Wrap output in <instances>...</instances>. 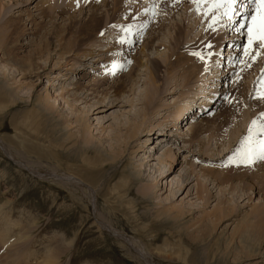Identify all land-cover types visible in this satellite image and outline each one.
I'll return each mask as SVG.
<instances>
[{"label": "rangeland", "instance_id": "obj_1", "mask_svg": "<svg viewBox=\"0 0 264 264\" xmlns=\"http://www.w3.org/2000/svg\"><path fill=\"white\" fill-rule=\"evenodd\" d=\"M13 1L0 0V27L8 21L11 31L7 52L0 51V264H264V244L256 245L248 232L250 214L263 210V192L233 178L243 166L236 158L246 140L242 133L251 128L254 141L264 140L257 131L264 116L259 119L262 112L253 104L264 93V48L259 40L248 43L249 25L264 5L248 14L252 20L237 7L236 27H245L231 34L235 22L229 25L225 7L215 20L209 2L197 10L193 0H97L83 13L45 19L41 5L48 0ZM92 12L109 21L99 38L61 59L53 38L61 31L66 36ZM177 28L188 44L200 39L199 47L213 45L204 55L195 50L203 69L188 84L182 71L152 68L153 59L169 62ZM72 35V43L84 40ZM131 35V43L118 41ZM49 43L54 51L46 53ZM123 47L131 51L124 55ZM61 89L70 94L55 101ZM154 89L157 94L147 92ZM244 104L243 112L251 104L254 110L244 113L241 140L228 122L233 107ZM177 110L185 115L178 123ZM252 115H258L256 126ZM181 126L202 132L179 137ZM166 151L176 157L170 166L163 163ZM155 153L161 161L149 163ZM218 209L236 212L213 224L210 216ZM260 230L264 238V225Z\"/></svg>", "mask_w": 264, "mask_h": 264}, {"label": "bare ground", "instance_id": "obj_2", "mask_svg": "<svg viewBox=\"0 0 264 264\" xmlns=\"http://www.w3.org/2000/svg\"><path fill=\"white\" fill-rule=\"evenodd\" d=\"M30 0H14L13 1V4H16V5H21V4H27ZM97 0H67V2H63V0H48L47 2L45 1L41 7H43L41 9V12H42V16H44L45 19L47 18H51L53 19L54 15L58 14L57 16H59L60 18H64L66 15H75V13H83L84 9H86V7H89L90 8V4H93L95 3ZM105 1V0H104ZM150 1V0H149ZM243 1H247V0H243ZM117 2V0H116ZM120 2V1H118ZM98 2H96L97 4ZM105 3V2H104ZM247 3V2H246ZM94 4V5H96ZM107 6V5H106ZM122 6V5H121ZM247 6H249L247 4ZM260 5L259 4H256L255 7H253V11L257 10V7H259ZM250 7L251 5L249 6V9L246 10V12L248 13V10L250 11ZM108 11V10H107ZM257 13V11H256ZM206 14V13H205ZM114 16V15H113ZM214 17L215 20L219 19V16H220V13H219V10L217 8H213L212 11L209 13V17ZM116 18V17H115ZM113 19L114 18H110V22L113 23ZM0 20H1V4H0ZM87 21H85L82 25H79L77 28L75 26L73 27H68L67 28V35L65 36V32H60L57 36H55L53 39H57V47H59L58 51H56V54L61 58L63 59L65 56H67V58L69 57H73L74 54H77V52L79 51H82L83 50V47L86 46V44H88L89 42H93L95 41L96 39L99 38V35H100V32H101V29L103 28V26L105 24H108V19L105 20L104 17L102 16H99L98 14H95V12H92V15L90 16L89 14V17L86 19ZM7 22L8 21H4L0 27V51L2 52H7L8 50V47H9V36L11 34V31L10 29L8 30V25H7ZM110 23V24H112ZM136 23V22H135ZM232 22H230L229 25H231ZM232 25H234V22L232 23ZM35 24L32 23V27H34ZM177 35L175 33V38H174V41L172 48L174 50V46L176 47V50H174L172 52L171 55H169V62L168 63H162L160 61L159 58H156V59H153L151 62H152V68H153V71L154 72H157L158 70H160L162 68L163 65H167V70H170V69H177V72L178 71H182L184 72V78H183V81L188 84L189 81L193 78H197V75L200 74L201 70L203 69V65H201V58H199L200 56L197 55V52L195 51L197 48L200 49L199 52L203 51V49L205 48V46H207L208 43L205 44V46H201L199 47V42H200V39L197 40L196 42H194V44H188L185 42V39H184V31L183 29L181 28H177ZM226 29V28H225ZM224 30V29H223ZM127 31V30H126ZM226 32H230V29L228 31L225 30V32H223L219 37L220 39H222L224 37V35H226L227 33ZM23 33H25L23 31ZM46 33V32H45ZM151 33V32H150ZM226 33V34H225ZM72 34H74V37L73 38H76V36H80L82 35L83 36V39L81 42H79L78 44L76 43L77 40H75L73 43L71 41L72 39ZM86 35V36H85ZM125 35V34H124ZM128 35V34H127ZM69 36V37H68ZM132 36V35H131ZM151 36V35H150ZM128 37V36H127ZM152 37V36H151ZM219 37H218V40H219ZM134 36L132 37H129V38H124L122 40H118L119 42L121 43H124L126 41V43H131L133 40H134ZM187 38V37H186ZM235 39V40H238L239 38H232V40ZM158 40V39H157ZM228 41V40H227ZM230 41V40H229ZM206 42V41H205ZM120 43V44H121ZM212 43V42H210ZM220 43H223L222 40H220ZM201 44V42H200ZM203 44V43H202ZM53 45V46H52ZM124 45V44H123ZM147 47H150L151 46V43L150 41H148L146 44H145ZM209 45V44H208ZM211 45V44H210ZM56 46V45H55ZM90 46V45H89ZM126 46V45H125ZM145 46V47H146ZM162 46V44L158 45V47L160 48ZM213 46V45H211ZM52 47H54V43H49L46 47V53L48 51H50V49H52ZM209 47V46H207ZM218 47V46H217ZM216 45H215V48H217ZM49 48V49H48ZM122 49H125L126 52H123L122 50L119 49V53H125L124 55H127V52L128 50H130L129 47H126V48H122ZM212 50V48H209ZM190 50H192L194 53H196V55L198 57H192L190 55H185L184 56V52H186V54H188L187 52H189ZM206 50H208L206 48ZM205 50V51H206ZM54 51L53 49L51 50V52ZM77 51V52H76ZM131 51V50H130ZM76 52V53H75ZM118 52H116V54L118 55ZM204 52V51H203ZM202 52V53H203ZM217 52H218V48H217ZM122 53V54H123ZM205 53V52H204ZM203 53V55H204ZM209 53V52H208ZM115 54V53H114ZM129 54V53H128ZM182 55V56H181ZM207 55V54H205ZM238 55V54H237ZM181 56V57H180ZM236 56V55H235ZM233 56V57H235ZM96 57V56H95ZM94 57V58H95ZM120 57V56H119ZM127 57V56H125ZM93 58V59H94ZM161 58V57H160ZM168 59V57H167ZM111 60V59H110ZM128 60V59H127ZM130 60V59H129ZM151 60V59H150ZM185 61V63H188V67H184V66H180L179 65L181 64L182 61ZM97 62L100 61V60H96ZM113 61V60H112ZM115 61V59H114ZM96 63V62H95ZM110 63V62H109ZM113 64V63H112ZM203 64V63H202ZM115 65V64H113ZM136 63L132 65V69L130 70L129 72V75L132 73V71H135L136 70ZM253 65V63H252ZM138 66V65H137ZM31 68L35 67V65L33 63H31L30 65ZM254 67V66H253ZM253 67L250 68V71L253 70ZM244 68V67H243ZM93 70V69H92ZM115 70V69H114ZM113 70V72H114ZM10 71V69H9ZM30 71V70H29ZM244 72V71H243ZM247 72V71H246ZM8 73L6 70L5 71H2V75L3 77L5 78H8ZM93 73V72H91ZM88 74V73H87ZM112 74V73H111ZM188 75V76H187ZM85 76V75H84ZM84 76H80L81 79H84ZM87 77V76H86ZM127 77V76H126ZM227 76H225L226 78ZM107 82V81H106ZM77 83V82H75ZM100 83V82H99ZM118 83V82H117ZM116 83V84H117ZM98 84V82H97ZM103 84V83H102ZM106 84V83H104ZM122 84V83H121ZM77 85V84H76ZM95 85V84H94ZM75 86V85H74ZM97 87H99V84L96 85ZM100 86H103L100 84ZM152 86V84L150 85ZM113 87V86H112ZM184 88V87H183ZM61 93L60 95H58L56 98H55V101H58L60 100V102L63 100L65 94L69 95L70 93H68V91H71V89H68L66 91H63V89H61ZM65 94H64V93ZM147 92H154L157 94V89H154L153 91H150L148 90ZM1 94V93H0ZM145 95V94H144ZM4 96V94H3ZM154 97L155 95H153L152 99L150 101H148V104L150 106H152V104L154 103ZM3 99V98H2ZM5 99V97H4ZM7 100V99H6ZM4 100V101H6ZM47 101V100H46ZM44 101V102H46ZM46 106L48 107V110L52 113L53 112V107L52 105H50L51 103L49 101H47ZM8 103V102H7ZM10 104H14V102H9ZM258 103V110H260L261 112V115L259 116V119L261 117L264 116V99H261L260 96H258V101L256 102H253V104H256ZM253 104H251L249 106V110L248 112H243L245 111V104L244 106H241L240 109L236 108V107H233V111H231V115H232V119L228 122L229 123V126L231 125H234V131H233V138H240L241 136V133H242V129L245 125V127L247 126L248 124V121L246 119H244V117L246 115H250L252 114L253 110H254V107L252 106ZM12 108L13 105H11ZM262 107V108H261ZM237 112V113H236ZM244 113L246 115H244ZM259 113V114H260ZM243 114V115H242ZM258 114V115H259ZM28 115H31V121L33 122V124L31 123V127L33 128V130L36 132V133H40V129L37 125V120L36 119H32L33 118V115L32 114H28ZM258 115H252L251 116V119L254 121H256V118L258 117ZM175 117V121L178 123L179 121H183L182 118L185 117L184 115V112L177 110L175 112V114L173 115V118ZM51 118V116H50ZM43 119V115L39 117V121H41ZM225 121V120H223ZM259 122V120H258ZM24 123V122H23ZM188 123V122H187ZM15 124V123H14ZM242 124V125H241ZM27 125H28V122H27ZM16 126V124H15ZM19 126V125H17ZM23 126V125H22ZM40 126V125H39ZM138 128H139V125L136 126V128L134 129V131L131 133V138H135L136 137V134H137V131H138ZM193 129V130H192ZM202 128L200 126L196 127V128H192V127H188L187 129H185V127H180V133H177L179 135V137H188L190 133H193L192 135H194L195 137L199 135V133H201L202 131ZM47 131V130H46ZM47 132H51V131H47ZM152 132V131H151ZM165 132V131H164ZM221 134V133H220ZM162 136L164 135L163 133L161 134ZM242 135H244L247 139L250 135V133L247 131V133L243 132ZM243 136V137H244ZM194 139V138H193ZM241 139V138H240ZM83 140L85 141V143H89V141L91 140L90 137L87 135L85 136V138H83ZM242 140V139H241ZM91 143V142H90ZM75 144V143H74ZM239 145V144H238ZM161 146V145H160ZM159 146V147H160ZM245 147V143L240 146L238 149L240 151H243ZM29 151H32V150H29ZM171 151V150H170ZM156 157V153L155 154H152L150 156V160H149V163H152L153 161H161L160 159L158 158H155ZM163 163L166 164L167 166L169 165H172L176 162V157H172L169 153V151H166L165 154H163ZM93 159H97V157L93 158ZM92 159V161H93ZM97 162V161H96ZM95 162V164H97ZM171 170V169H170ZM239 172H234V177L232 175V177L238 181H243L241 182L243 184V188H248V189H253L251 186L255 187V189H259V193L261 194V192H263V195H264V161H261V160H257L251 167H245V166H242L241 168L238 169ZM237 171V170H236ZM258 178L259 181H254V179ZM218 179V178H217ZM251 182V183H249ZM200 186V185H199ZM204 185H202L201 187V191H204ZM199 193H202V192H198ZM208 196V195H207ZM261 208L263 209L260 213L258 210H255L253 213L250 214V222H248V226H250V232L249 235L251 236L252 233L255 235V239L257 240L256 241V245H260L262 246L264 244V238L263 236L261 235H258V234H262L263 233L261 232L260 230V226L261 225H264V206H261ZM225 210V209H224ZM226 211H223V210H219L218 209V213H216L215 215H211L210 217L212 219H214V222L213 224H216V223H219L220 221L222 220H225L224 218L228 217V216H232L233 214H235L236 210L233 209L231 211V214H226L225 213ZM251 221H254L253 223H251ZM6 226V225H5ZM254 239V240H255ZM261 248V247H260ZM55 258V255L54 253H50L49 257H48V260H51Z\"/></svg>", "mask_w": 264, "mask_h": 264}, {"label": "snow or ice", "instance_id": "obj_3", "mask_svg": "<svg viewBox=\"0 0 264 264\" xmlns=\"http://www.w3.org/2000/svg\"><path fill=\"white\" fill-rule=\"evenodd\" d=\"M193 2L197 4V10H199V4L202 2H209L213 5L214 8L217 9L223 6L225 7L223 15L228 17L230 20L232 18V14L239 11L236 6L240 4V0H193ZM253 3L264 5V0H247V4L249 6ZM244 18L246 20L251 19V17L248 16L247 12L244 13ZM244 27L245 25L242 23L240 25V29H243ZM240 29H238V31ZM248 33L249 45H251L256 40H259L260 46L264 48V13H262L261 16L257 19L255 25H249ZM209 47H211V45H209ZM248 51H250V49H246V54ZM199 58L203 59V56H200ZM261 79H264V71H262ZM259 96L261 99H264V93H260ZM256 123L257 122L254 120L252 122L253 126H256ZM257 131L264 132V124H261ZM249 132L250 135L244 142L245 147L243 151H237L236 158L239 161V164L237 166L242 164L245 167H251L257 160L264 161V140L259 142L254 141L253 137L255 133L253 132V129L250 128Z\"/></svg>", "mask_w": 264, "mask_h": 264}]
</instances>
